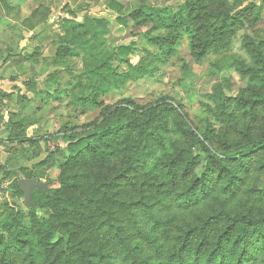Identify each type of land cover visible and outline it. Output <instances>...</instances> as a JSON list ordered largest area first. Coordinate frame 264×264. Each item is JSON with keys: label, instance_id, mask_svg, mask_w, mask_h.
<instances>
[{"label": "trees", "instance_id": "1", "mask_svg": "<svg viewBox=\"0 0 264 264\" xmlns=\"http://www.w3.org/2000/svg\"><path fill=\"white\" fill-rule=\"evenodd\" d=\"M110 6L126 26V5L111 0ZM2 8L13 10L7 0H0ZM70 14L61 18L63 35L45 60L48 81L57 88L38 93L37 107L8 114L0 144L13 151L38 143L27 132L49 100L70 98L75 111L97 106L138 70L117 69L116 62L128 64L136 45L110 46V21ZM263 14L264 3L250 0H185L174 10L142 5L128 14L154 24L160 35L151 41L161 56L175 55L177 43L187 38L196 62L228 50L245 30L248 61L226 68L246 86L230 95L218 85L193 126L175 119L177 108L166 99L159 110L143 112L124 101L81 135L55 134L69 152L60 186L50 194L35 190L30 208L0 211V264H264V38L248 33ZM49 15L45 7L33 12L30 29ZM61 72L67 74L63 83L57 80ZM144 74L141 69L135 78ZM17 102L22 110L30 104L25 96ZM4 119L0 112V128ZM60 152L20 167L23 178L40 180L38 173ZM80 164L91 168L72 169ZM12 173L0 165L3 179L10 181ZM18 180L6 190L24 200Z\"/></svg>", "mask_w": 264, "mask_h": 264}, {"label": "rangeland", "instance_id": "2", "mask_svg": "<svg viewBox=\"0 0 264 264\" xmlns=\"http://www.w3.org/2000/svg\"><path fill=\"white\" fill-rule=\"evenodd\" d=\"M21 5V13L19 18H25L31 14L42 0H14ZM117 2L126 5L124 11V19L126 26L121 25L117 18L119 16L115 7L110 6L111 0H43L42 2L48 5L51 10L50 24L54 30H58L59 17H64L75 12L79 15L80 20L84 16H93L104 18L110 21L111 34L109 36L110 46L130 45L135 43L136 51L129 57L128 64L117 63V69L120 73H125L133 68L138 70L121 85V90L116 94L105 95L99 100L97 106H88V108H79L76 111L69 104L70 98H65L61 101L49 100V104L33 115V120L36 124L32 126L27 135L32 139H37L38 143L22 146H17L13 153L6 152L3 147H0V165L6 171L13 172L10 181L6 180L4 175L0 174L3 191L0 193V211L10 207L26 209L24 200L13 193L7 191L6 188L10 185L11 180L16 178L22 179V173L19 171L22 166H32L40 160L45 159L48 154L57 148L62 151L56 153L52 163L42 169L38 174L40 181L48 183L49 188L60 186V176L62 175L61 166L64 165L66 156L69 152L66 151V142L61 137H54L59 132H71L81 135L84 130L94 124L102 122L106 115L113 112L118 105L124 101H132L134 108L139 112H143L145 108L150 106L159 110L162 101L166 99L170 104L176 106V111L172 114L179 122L187 123L190 126L197 124L198 118L203 116L205 112L204 104L210 102L209 97L215 93L218 85L222 86L227 94H236L240 89L246 86V80L234 69L228 70L226 66L231 61H248V55L244 48L245 30H240L230 43V48L219 55H212L207 59L196 62L189 49L188 39H182L176 45V54L170 57L160 55V50L153 45L151 39L159 32L154 31L153 23L140 24L137 20L132 19L128 14L136 10L142 5L154 8H170L177 9L184 4L185 0H116ZM258 4H263V0H250ZM123 16V15H122ZM3 17V16H2ZM4 18V17H3ZM18 19L5 20L6 24H0V47L1 42H10L11 29L14 25L18 29L21 28ZM8 23V24H7ZM18 23V24H17ZM46 29L45 25L43 26ZM40 31V28L38 29ZM251 35H259L264 38V14L262 20L255 28L248 31ZM43 39V47L48 48L56 39L53 30H47L41 36ZM6 44V43H3ZM13 64L3 70L5 78L4 84L6 89L13 87L9 79L16 69ZM45 69V68H44ZM145 72L143 77L135 78L136 73L140 70ZM44 72V70H43ZM152 72L150 77L147 73ZM28 77H26L27 79ZM42 76L39 80H42ZM21 83V82H19ZM21 92L24 93L23 84H19ZM19 92V91H18ZM43 97V96H42ZM42 100V99H41ZM18 110L19 105L15 103ZM39 105L38 103L36 104ZM30 105L28 106V108ZM35 107L32 105L30 108ZM88 126V127H87ZM66 128V129H65ZM170 131H173V123L169 124ZM42 138H47L48 142L41 141ZM36 152V154H34ZM194 152L203 156L199 147L194 148ZM37 155V156H36ZM36 156V158H35ZM91 168L86 164H80L72 169L85 173V170ZM83 180V181H81ZM80 183L88 185L84 179L79 180ZM84 185V184H82ZM87 189L86 187H80ZM49 216L50 211L44 212Z\"/></svg>", "mask_w": 264, "mask_h": 264}, {"label": "crops", "instance_id": "3", "mask_svg": "<svg viewBox=\"0 0 264 264\" xmlns=\"http://www.w3.org/2000/svg\"><path fill=\"white\" fill-rule=\"evenodd\" d=\"M42 1L34 10L31 11V14L29 16H26L22 19L19 18L21 13V5L19 3H16L14 0H7L8 5L13 8L12 11L8 12L4 8L0 10V24H6L5 20L7 18H19L18 23L21 27L18 29L17 27H14V25H9V28L11 29V34L9 35L10 42L2 41V46L0 47V103H3L2 105L0 104V112L5 116V119L0 128V140L4 139L6 135L5 123L8 120L9 112L20 113L22 111H29L32 105L36 107V104L39 101V98L37 96L38 93H53V91L57 88L48 81L46 73L47 71L45 68V60L54 56V46L52 43L49 44L51 49L50 52L47 53L48 48L46 47V45L43 47V39L40 38L47 30H53L57 37L62 36L63 30L61 26V17H59L58 30H54V28L50 24L51 14L49 15V19L46 23H42L36 26L34 30L30 29L28 22L29 17H31L33 12H35L39 8H49L48 5H46V3ZM49 11L51 13L50 9ZM44 25L46 27L45 30L43 28ZM39 28L40 31H38ZM10 64H13L14 69H16L11 75L12 77H10L9 79L10 83H13L14 86L6 89V85L4 84L5 78L3 75V70L6 69V67H10ZM42 76H44V78L42 80H39ZM26 77L28 78L26 79ZM57 80L62 83L65 82L67 80V74L61 72ZM19 84L24 85V93L21 92ZM7 95L9 96V98L7 97ZM23 96L27 97V99L30 101V104H28L30 105V107L26 110H22L21 106L17 102L19 98ZM15 103L19 105V110L17 107L15 108ZM0 147H3V150L9 152V154L14 152L4 144H0Z\"/></svg>", "mask_w": 264, "mask_h": 264}, {"label": "water", "instance_id": "4", "mask_svg": "<svg viewBox=\"0 0 264 264\" xmlns=\"http://www.w3.org/2000/svg\"><path fill=\"white\" fill-rule=\"evenodd\" d=\"M18 184L21 192L24 195V203L27 208L33 206L32 196L35 190H43L50 194V188L48 183L40 181L38 178H22L18 180Z\"/></svg>", "mask_w": 264, "mask_h": 264}]
</instances>
